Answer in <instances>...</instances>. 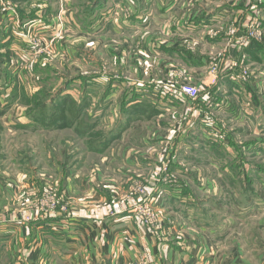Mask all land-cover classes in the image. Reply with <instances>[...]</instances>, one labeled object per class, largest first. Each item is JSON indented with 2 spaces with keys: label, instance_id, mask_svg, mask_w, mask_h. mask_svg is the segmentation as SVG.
<instances>
[{
  "label": "crops",
  "instance_id": "1",
  "mask_svg": "<svg viewBox=\"0 0 264 264\" xmlns=\"http://www.w3.org/2000/svg\"><path fill=\"white\" fill-rule=\"evenodd\" d=\"M200 3L207 6L210 0H200ZM102 5L96 6L93 13L96 19L90 25V38H101L103 34L129 37L132 44H126V50L137 47L146 51L158 69L164 70L173 63L175 66L183 67L185 74L192 76L200 75L205 70L200 83L210 86L207 92L210 105L206 104L207 97L204 96L200 97L196 105L204 113L213 116L216 125L214 131L222 133L224 140H213V130L206 127L201 119L192 120L194 114L190 116L189 124L182 123L183 119H180L177 126H174L176 134L170 138H175L173 143L181 138L189 141L177 150V147L173 146L174 159H171V163L175 165L174 169H180L177 167L180 163L175 158L177 151L183 150L185 158L183 160L186 163L198 167L206 164L209 170L214 172L213 177L220 186L215 188L214 194L212 193L219 199L214 207L218 215L223 216L221 218L228 217V220L224 221L220 217L216 219L214 215L207 213L202 207L203 204H199L198 196L192 187L197 181L191 175L192 182H189L186 188L161 187L158 194L159 209H165L171 215L177 216L185 225L180 227L174 224L169 229L165 224L167 229L160 239L150 236L144 227L134 224L129 213L108 215L109 206H106V201L110 194L89 189L90 197L104 205L100 212H95L96 208L93 209L86 203L81 207L71 206L62 215L35 214L27 225L23 222L24 215L20 217L21 213L17 211L16 216L15 212L5 216L3 213L0 214L1 248L9 249L15 260L13 264H134L144 250L150 252L151 264H254L249 259H242L241 256L234 257V248L230 249L228 256L214 248L215 244L221 245L226 242L248 220H256L264 215V87L252 79V76L232 81L226 69L232 60L242 57L243 61L248 60L264 73V49L246 52L244 49L248 45L242 50L236 47L237 40L246 30L245 17H248L246 11L249 10V2L230 0L221 9L209 14L200 13L201 10L187 0H105L106 11ZM121 7L130 8L129 20L119 18ZM261 12L264 14L263 9ZM43 20L49 24L47 20ZM43 24L35 29L43 30L40 29ZM262 24L264 27V19ZM15 25H17L15 21L8 15L2 28L0 26V51L6 55L13 56V52L17 51L11 45V39L26 44L25 36L23 39L21 34L19 36L14 34L17 30ZM48 26L43 30L46 35L54 30L51 24ZM219 26L227 27L231 33L227 34L225 29L218 39H210L204 34L207 28ZM77 28L76 32L84 34V30L78 26ZM20 31L23 32L21 29ZM229 37L232 38L231 45L227 43ZM184 40L193 41L194 50L177 49ZM66 54L74 59L81 58L79 53L70 52L69 49H66ZM211 54L216 55L212 57V61L217 63L219 73L214 85H210L209 82L212 80L208 74ZM95 76L93 81L98 85L100 78L99 75ZM110 80L104 82V86L99 84L108 92L100 104V110L106 112L109 109L110 113L119 103H125L126 106L148 105L153 111L150 114L151 110L147 108L148 117L141 115V120L181 112L182 104L175 101L167 102L159 96H150L151 90L149 92L144 84L129 86L125 83L127 80L137 82L140 80L138 78L134 80L122 77L121 80ZM97 89L98 86H95L90 91L85 89L83 91L88 92V98L95 102L98 95L103 92ZM96 104L92 113L88 114L93 120L98 119L96 112L98 102ZM24 109L16 101L5 102L0 99L3 127L9 129L16 126L35 130L28 110ZM115 117L117 118V115ZM110 120L114 122L111 118ZM249 156L260 158L261 164L259 166L253 164L248 160ZM111 157V163L118 165L117 169H113L114 175H119L123 170L144 169L141 166L142 161L127 153L122 152L116 156L112 154ZM243 181L244 184L238 185ZM84 182L80 181V186L84 190L82 192L87 191ZM146 185L152 188L149 180ZM79 189L76 183L68 182L59 195L61 198L70 199L71 195L78 194ZM182 190L186 193H182ZM186 228H191L197 233L184 236L179 231L184 232Z\"/></svg>",
  "mask_w": 264,
  "mask_h": 264
},
{
  "label": "rangeland",
  "instance_id": "2",
  "mask_svg": "<svg viewBox=\"0 0 264 264\" xmlns=\"http://www.w3.org/2000/svg\"><path fill=\"white\" fill-rule=\"evenodd\" d=\"M187 1L201 10L200 13L209 14V12L221 9L230 0H210L208 7L202 6L200 0ZM99 2L103 4V9L106 11L105 0H0L1 28L5 18L8 15L10 18L12 15L8 11L9 9L16 12L19 22L18 25H15L17 30L14 34L17 36L21 34L23 39L26 30L22 28V25L33 20L40 21L32 29V34L40 40L35 43V47H29V44H25V46L24 43H18L17 40L11 39V45L17 49L16 52H13V56L0 51L1 67L7 70L6 78L3 82L0 81L1 100L5 102L16 101L25 108V111H29L37 108L41 103L51 101L50 97H53V102L57 106L65 100V96H69L72 103L83 100L84 96H88V92L83 91L84 89L90 91L93 87L98 86L97 91H103L98 95L95 102L92 98L84 99L81 121L86 126L76 123L58 129L39 127L32 130V128L24 129L16 126L8 129L3 127L4 119L0 117V214L3 213L2 215L5 216L9 215L10 212L17 211V213H21L20 217L24 215L23 222L27 225L32 221L35 214L37 216H47L54 213L62 215L71 206L81 207L86 203L89 207L96 208L95 212H100L104 205L90 197L89 189L109 193L110 197L107 198L106 206L110 208L114 202L121 201L124 197L131 195L137 187L146 185L147 180L151 182L158 155L166 153L170 159V171L178 177L179 189L188 187L192 182H190L191 175L194 176L197 184L192 187L198 196L199 204H203L202 207L206 209L207 213L214 215L216 219L220 217L224 221L228 220V217L221 218L223 216L218 215L216 207H214L219 199L213 194L215 188L220 187L213 177L214 172L210 171L206 164L203 167H198L186 163L183 160L185 159L183 150L177 151L175 158L180 163L177 166L180 169H174L175 165L171 163V159H174L173 146L177 147V150L189 141L178 138L180 140L173 143L175 138H170L176 134L174 126H177L179 120L185 115L183 105L180 113L163 117L154 116L148 120L122 116L124 122L128 121L124 130L120 131L119 137L108 141L107 146L102 151L94 152L90 148L93 142L97 143L103 135H107L113 130V128L110 129L112 125L115 128L121 120L120 115L123 114L122 106L126 105L119 103L110 113L109 109L106 112L100 110V104L108 94L101 87L105 85L104 82L111 81L110 79L121 80L122 77L134 80L138 78L140 80L137 82L133 83L127 80L125 83L129 86L144 84L148 87L149 92L151 90V93L153 87L164 88L168 82L189 84L199 88L205 71H202L200 75L192 76L185 74L183 67L175 66L173 63L167 67L166 62V69L155 68L153 59L146 54V51L137 47L132 48L131 45H129L130 50H126L125 45L132 41L129 37H118L110 34L104 36L103 34L101 38H90L89 29L91 22L96 19L93 13ZM247 2L250 6L249 10L246 11V15H248L245 17L246 24H248L249 16L253 15V11H256L260 20L263 21L264 14L261 10H264V0H247ZM129 10L130 8L121 7L119 18L129 20L131 17ZM89 12L92 15H89ZM43 19L47 20L48 25L51 24L54 29L49 35L43 33V30L48 26ZM42 24L44 26L40 29L43 30L35 29ZM76 25L84 30V34L75 31L78 29ZM225 29L227 30V27H210L205 30L204 34L210 39H218V36L222 35ZM227 34H229L228 30ZM180 45L177 49L181 51H192L195 48L193 41L184 40ZM236 47L240 50L243 49L237 45ZM172 48L175 49L176 47ZM66 49H69L70 52L79 53L81 58L69 57L66 54ZM211 55L208 72L215 65L217 67V63L212 61V57L216 55ZM238 59L242 63L243 69L248 72L249 77L252 76V79L264 87L263 70L246 59L243 61L242 57ZM95 75H99L100 78L98 85L93 81L96 78ZM207 92L202 91L200 97H207ZM150 96L154 97L153 94ZM97 102L98 119L93 120V118H89L88 114L92 113ZM43 114L46 115L44 112ZM193 119L198 120V117ZM182 123H186V121L182 120ZM83 131L86 132L84 135ZM241 140L244 141L242 138ZM122 152L142 161L143 171L123 170L119 175H114L113 169H117L118 165L111 163V155L116 156ZM259 159L254 156L248 158L250 162L258 166L261 164ZM207 174L210 176L208 177ZM82 180L86 183L84 187L87 188V191L85 192H82L84 190L80 186ZM68 182L76 183L80 187V191L75 196L71 195L72 198L70 199H67L68 197L61 198L59 192H62ZM244 183L243 181L238 185ZM30 184L34 185L31 186ZM202 189L205 190L202 191ZM182 193H186V191L182 190ZM153 196L155 206L158 208L157 214L163 223L161 234L166 231V225L169 229L174 224L180 227L185 225L177 216L171 215L165 209H159V198L156 191ZM52 200L56 202L57 208L50 211L45 203L49 204ZM210 201L211 203L208 204ZM14 215H17L16 212ZM132 219L134 224L142 226L135 222L133 215ZM179 232L184 236L197 233L191 228ZM198 236L200 235L198 234ZM215 245L214 248L221 254L227 255L230 249L234 248V257L241 256L242 259H249L254 264H264V215L256 220H248L226 242L216 245L217 248ZM145 252L150 255L149 263L151 264V254L148 250H144L142 253ZM8 254L10 256H7ZM0 259V264H13L15 261L9 249H2L1 246Z\"/></svg>",
  "mask_w": 264,
  "mask_h": 264
},
{
  "label": "built area",
  "instance_id": "3",
  "mask_svg": "<svg viewBox=\"0 0 264 264\" xmlns=\"http://www.w3.org/2000/svg\"><path fill=\"white\" fill-rule=\"evenodd\" d=\"M11 12L10 19L14 20L18 25L17 14L13 9H9ZM253 15L249 16L248 24H246V30L244 35L239 38L236 42V45L241 47H246L251 41H254L259 44H264V27L260 16L256 11L252 12ZM40 21H29L22 25V28L26 30L25 41L26 44H29V47H35V43L40 41L35 38L32 34V29L34 26L38 25ZM231 33V32H229ZM229 37L228 44H232V38ZM52 41V40H51ZM245 43V44H244ZM242 63L238 60H232L228 67H226L229 74V78L232 81H238L239 79H248L249 74L246 70L243 69ZM218 66L216 65L209 71V76L212 81L210 85H214L218 80ZM210 86L206 83H201V86L198 88L189 84H178V83H167L164 85V88L153 87L152 94L155 96L162 97L167 102H178L182 104L185 109L184 116L182 117L187 124L190 123V116L198 117L202 120V123L206 127H210L213 130L212 138L215 141H223L224 135L219 132H215L216 129L215 121L213 116L210 113H204L200 111V107L196 105V102L200 99V94L202 91H208ZM206 104L210 105L208 97L206 98ZM193 117V118H194ZM181 118V119H182ZM170 146V145H169ZM169 158L166 153H162L157 157V165L153 172V179H151L152 188H149L147 185H141L132 191V194L124 197L121 201L114 202L109 208L110 216L122 215L124 213H129L133 215V218L136 223L144 226L147 231L153 235V237L160 239L161 232L163 230V223L159 219L157 214L158 208L155 206V199L153 198V193L156 191L158 194L161 191V187H169L171 189H179L180 183L178 182V177L170 171ZM156 194V193H155ZM50 211H53L57 208L56 202L53 200L48 204L45 203ZM43 211V209H40ZM28 220V218H26ZM150 255L145 252L141 253L139 259L134 264H150L149 263Z\"/></svg>",
  "mask_w": 264,
  "mask_h": 264
},
{
  "label": "trees",
  "instance_id": "4",
  "mask_svg": "<svg viewBox=\"0 0 264 264\" xmlns=\"http://www.w3.org/2000/svg\"><path fill=\"white\" fill-rule=\"evenodd\" d=\"M99 5H102V3L99 2L97 3L96 6H99ZM89 15H90V12H89ZM263 49H264V44H259L254 41H251L248 44L247 48L244 49V51L246 52L250 50L261 51ZM6 71L7 70L1 67V64H0V81L1 80L3 81L6 78ZM87 97L88 96H84V98H82L83 100L79 101L78 103H72V99L69 98V96H65V100H63L62 103L57 106L53 102V99H52L53 97H50L51 101L47 103H41L38 105L37 108H34L33 110L28 111L29 118L33 124L32 126H34L35 128L42 127L45 129L64 128L66 127V125H71V124L75 125L76 123L78 125L86 126L85 123L81 121L82 120L81 114L84 110V103H85L84 99ZM147 108L151 110L150 112L151 114L153 110L148 105H144L143 107H141L140 105H136V106H126V105L124 106L123 105L122 106L123 114L121 115L124 118L127 117V118H135V119H140L141 115L143 116L146 115L144 116L146 118L148 117ZM43 112L46 115H44ZM0 114H3V112L0 111ZM123 117L121 118L119 123L116 124L115 128H113L112 131H110L107 135H103V137L99 141H97V143L93 142L91 144L90 148L94 152L102 151L107 146L106 143H108V141H111L112 139L119 137L120 131L124 130V127L126 126V122L128 121L126 120L124 122ZM85 133L86 132L83 131V135Z\"/></svg>",
  "mask_w": 264,
  "mask_h": 264
}]
</instances>
